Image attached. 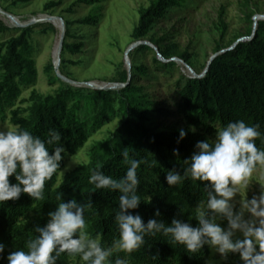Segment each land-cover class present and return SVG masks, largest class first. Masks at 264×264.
I'll list each match as a JSON object with an SVG mask.
<instances>
[{
    "label": "trees",
    "instance_id": "obj_1",
    "mask_svg": "<svg viewBox=\"0 0 264 264\" xmlns=\"http://www.w3.org/2000/svg\"><path fill=\"white\" fill-rule=\"evenodd\" d=\"M0 0V6H3ZM32 0H16L14 3H28ZM94 5L103 0H79ZM189 0H151L149 6L139 9V20L132 31L133 42L145 41L156 22L165 18L171 9L186 7ZM59 2H48L44 9L50 10ZM254 11L246 14L250 23ZM99 17V7L81 20L83 25H95ZM65 33L60 53V72L65 63L75 62L67 55L82 52L84 42L70 41L74 38L71 23L64 20ZM15 30L19 32L0 43V121L6 117V110L12 107L20 93L19 84H32L35 79L34 61L31 57L32 28L30 26L8 28L0 24V32ZM219 30L224 36L226 25L220 17ZM245 36L248 41L217 42L211 61L202 77L181 75L176 83L175 109L165 108L151 98L144 85L139 81H127L123 72L117 89L73 88L61 80L54 72L51 62L46 66L51 84L56 81L60 86L53 94L42 95L31 91L26 107L10 110L9 121L15 129L29 131L34 136L47 139L49 129L60 132L59 145L64 148L60 167L52 179L46 181L44 198L33 200L22 193L19 199L0 203V242L5 251L0 254V264H7L8 253L26 249L27 242L39 233L36 227H43L49 220L48 213L55 211L60 202L76 199L88 205L84 218L85 231L90 238L96 239L102 248L111 252L110 264L119 259L123 264H206L210 247L204 245L197 253L188 252L183 245L172 244L171 236L163 231L155 235L145 234L144 243L132 253L119 249V232L115 216L119 211V191L96 189L89 183L94 169H100L114 179L122 178L128 168L124 163L122 151L127 149L129 157L142 161L137 168L140 184L137 194L141 202L138 208L128 210L141 216L146 224L155 219L166 227L172 220L197 226L195 219L198 208L204 206L207 192L203 183L193 184L185 179L182 185L169 186L166 182L168 171L175 170L183 175L187 167L184 160L191 156L198 141L207 139L213 143L216 132L229 122L243 120L247 125H259L261 136L256 145L264 149V21L257 23L253 33L248 27ZM240 37H237L238 40ZM161 39L148 41L158 48L165 61L154 56V64L166 71L176 66L170 59H182L192 69V57L176 51L175 44H162ZM231 48V49H229ZM152 50L147 44H139L136 51L141 53ZM206 65L203 69H205ZM134 71L138 80L148 76L144 64H135ZM196 72V71H195ZM200 74V72H196ZM25 101V100H24ZM176 115L177 121L167 123L169 117ZM120 118L119 125L105 138L94 142L88 152V161L77 165L59 179L64 168L63 156L76 154L86 143L88 137L113 117ZM194 128L195 131L190 129ZM187 135L177 142L179 130ZM51 154L55 145L48 146ZM177 150L178 154H174ZM156 161V163H153ZM10 183H16L14 176ZM59 185V187L57 186ZM147 201V202H146ZM159 211L160 215L156 216ZM210 216L214 215L209 213ZM238 254H229L223 264H243ZM56 264H82L79 257L62 254Z\"/></svg>",
    "mask_w": 264,
    "mask_h": 264
},
{
    "label": "clouds",
    "instance_id": "obj_2",
    "mask_svg": "<svg viewBox=\"0 0 264 264\" xmlns=\"http://www.w3.org/2000/svg\"><path fill=\"white\" fill-rule=\"evenodd\" d=\"M186 135L180 129L177 142ZM260 136L259 125H247L243 120L229 122L216 132L213 143L205 139L195 144L191 156L184 160L187 167L183 175L175 170L167 172L165 179L169 186L182 185L185 179H190L194 185L201 182L206 189L210 188L206 203L196 211L197 226L177 219L167 227L155 219L145 224L140 215L128 211L138 208L141 202L136 170L142 161L131 159L127 149L122 151L128 165L122 178L114 179L94 169L90 184L96 189L120 193L115 216L119 249L130 254L141 247L146 233L155 235L163 231L165 236H171L170 243L183 245L190 253L208 245L223 259L238 254L243 264H264V192L250 199L246 197L238 208L233 203L239 186L246 187L253 170L264 166V149L256 145ZM60 139L61 134L55 129H49L47 139L19 129L0 131V203L19 199L22 193L33 200L44 198L45 183L57 173L62 160L64 148L59 145ZM50 145H55L51 154ZM174 154H178L177 150ZM10 176H14L16 183H10ZM90 206L76 199L60 202L55 211L48 213L46 225L36 227L39 235L27 242V250L8 253L7 264H56L62 254L78 256L82 264H110L111 252L85 231L84 213ZM159 215L157 211L156 216ZM216 217L226 219L227 227L216 223ZM4 251L5 245L0 242V254ZM115 264L123 262L117 259Z\"/></svg>",
    "mask_w": 264,
    "mask_h": 264
},
{
    "label": "rangeland",
    "instance_id": "obj_3",
    "mask_svg": "<svg viewBox=\"0 0 264 264\" xmlns=\"http://www.w3.org/2000/svg\"><path fill=\"white\" fill-rule=\"evenodd\" d=\"M151 0H103L94 5H87L79 0H32L28 3H14L16 0H4L3 9L12 14L20 23H28L45 16L62 17L71 23L74 38L70 41L84 42L82 52L76 55H67V59L74 64L65 63L62 67L63 74L69 80L80 83V85L69 84L73 88H86L96 90L86 83L97 86L109 87L120 83L122 73L126 74L127 81H139L145 86L151 98L163 104L165 108L175 109L176 83L181 75L192 74L181 63L176 62L172 70L166 71L154 64L153 58L156 51L146 50L137 52L132 47V31L139 20V9L149 6ZM48 2H59V4L45 10ZM99 7V17L95 25H83L81 20L87 17L94 7ZM254 11L256 18L249 23L246 14ZM222 18L226 25L224 36L221 37L219 20ZM19 18V19H18ZM264 21V0H189L186 7H175L167 16L154 24L145 41L155 38L161 39L162 44H175L178 53L186 52L194 62L193 70L203 72L217 42L229 44L233 42L234 47L239 41H248L245 36L246 29L251 27L253 33L257 30V23ZM0 24L8 28L16 27L7 19L6 15L0 13ZM13 26V27H12ZM32 28L31 57L34 61L35 79L32 84L20 86V93L12 107L6 110V117L0 121V131L14 130L15 126L9 121L10 110L17 107H26V101L32 90L42 95L53 94L60 86L56 81L51 84L46 66L53 63V51L59 41V30L51 22H33L29 24ZM19 32L9 30L0 32V43ZM237 37H240L238 40ZM135 64H144L148 69V76L138 80L134 71ZM55 72V71H54ZM56 74V73H55ZM117 89V88H113ZM25 100V101H24ZM178 117L173 115L168 118L167 123L177 121ZM120 123L118 116L106 122L97 131L89 135L84 146L74 155L63 156L64 168L59 172V179L74 169L77 165L88 161V152L91 145L99 140L105 139ZM215 137L213 138V140ZM238 196L233 201L238 204L243 199L251 198L264 192V166H257L247 180V186H239ZM203 207V206H202ZM215 222L222 228L227 227V220L216 217ZM240 258V257H239ZM227 259V258H226ZM220 257L210 248L206 264H223L226 260Z\"/></svg>",
    "mask_w": 264,
    "mask_h": 264
},
{
    "label": "water",
    "instance_id": "obj_4",
    "mask_svg": "<svg viewBox=\"0 0 264 264\" xmlns=\"http://www.w3.org/2000/svg\"><path fill=\"white\" fill-rule=\"evenodd\" d=\"M0 13L1 14H4L6 15L7 17H10L12 20L15 21L14 23V26H17V27H23V26H27L33 22H49L51 19H55V20H58L60 22V26H61V32H60V36H59V41H58V51H57V60L55 62L52 63L53 65V68H54V71L56 73V75L61 79L63 80L64 82H67L69 84H73V85H80V83L78 82H75V81H72V80H69L68 78L64 77L60 72H59V65H60V53H61V49H62V44H63V40H64V33H65V23H64V19L62 17H57V16H45L43 18H39L37 20H32L28 23H20L18 21H16L15 17L12 15V14H9V13H6L5 11H3L1 8H0ZM256 18V16L254 17ZM139 44H147L149 45L151 48H153L156 53H157V56L160 60L162 61H165L163 59V57L161 56L160 52L158 51V48L156 46H154L153 44H151L150 42H147V41H138V42H134L131 46L132 47H135V46H138ZM232 48V47H231ZM229 48V49H231ZM218 55V53H215L213 54V56H211V58L209 59V61L207 62L206 64V67L205 69L203 70V72L201 74H197L188 64H186L182 59L180 58H177V57H174L172 59H170L169 61H175V62H181L186 68L187 70L192 74V77H202L204 76V74L206 73L211 61ZM88 86L90 87H93V88H97V89H113V88H119V87H122L123 85H118V84H114V85H111L109 87H106V86H97L93 83H86Z\"/></svg>",
    "mask_w": 264,
    "mask_h": 264
},
{
    "label": "bare ground",
    "instance_id": "obj_5",
    "mask_svg": "<svg viewBox=\"0 0 264 264\" xmlns=\"http://www.w3.org/2000/svg\"><path fill=\"white\" fill-rule=\"evenodd\" d=\"M7 17V16H6ZM7 19L9 20V22L14 25L15 21L12 20L10 17H7ZM16 19V18H15ZM19 19V18H18ZM16 21H18L16 19ZM49 22H51L58 30L59 32H61V26H60V22L58 20H55V19H51ZM13 27V26H12ZM60 36V35H59ZM57 51H58V42L57 44L55 45V48H54V51H53V60L54 62L57 60ZM100 86V84H99Z\"/></svg>",
    "mask_w": 264,
    "mask_h": 264
}]
</instances>
